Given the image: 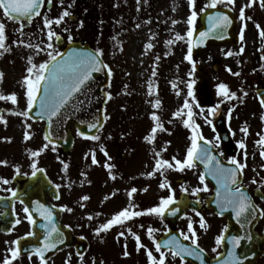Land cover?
Masks as SVG:
<instances>
[{
	"label": "snow or ice",
	"instance_id": "snow-or-ice-1",
	"mask_svg": "<svg viewBox=\"0 0 264 264\" xmlns=\"http://www.w3.org/2000/svg\"><path fill=\"white\" fill-rule=\"evenodd\" d=\"M48 5H51L53 0H46ZM74 2V0H73ZM147 3V0H144ZM59 4L63 8L61 14L57 17H49L48 15H44L42 17L43 27L40 29L41 33L46 36L47 42L41 47V44H32L30 41L26 42L22 38H18L13 40L11 44L8 43V36L6 35V24L0 19V56H3L5 53H9L12 50V45L15 46H23L25 48L33 49L36 55L40 53H45L47 59L40 63H35L32 55L26 57L27 67H26V75L22 78L21 86L25 88V98H26V109L23 111L14 110V109H4L0 111V123L7 125V120L5 118V113L22 116L26 119H32L30 113L33 112L34 109L38 110L35 112V116L44 120L47 124L48 133L44 135V143L41 148L37 150L28 149L29 159L31 160L30 167L32 169L31 175L35 177L37 173H43L45 170L41 167H38L36 157H39L45 150L52 145V133L51 129L53 127L54 122L57 119L62 120V110L68 107L71 103L74 102L75 98L86 92V86L93 80V74L101 71H107V75L111 77L112 70L108 64H106L103 57L102 49H94L91 51H76L69 50L67 53L59 50V44L62 42V37L59 35L53 28L60 27L64 22L66 17H70L72 14L68 10L72 7L69 4L66 8L64 7V0H59ZM137 11L140 10L141 0H136ZM189 14L187 16L186 23L187 31L182 35L179 32L174 33L172 38L166 41L167 45H172L177 41H184L187 45V53L184 59L192 66L191 71L188 73L190 79L186 81L187 86V95L184 99L183 105L179 107L175 112H173V120L179 119L184 128L190 131V136L188 139L190 140V145L186 149V154L184 158L177 159L176 156H173L171 160L166 159L162 156V152L167 151V145L171 142L166 141L165 146H163L159 151L153 147V165L152 170L146 173H142L141 175H145L148 178H153L157 174H159L162 179L159 183V188L161 190L167 189L168 195L166 197H161L159 203L150 206L146 209H140L139 205L133 203V196L138 191L147 192L148 188L137 189L136 187H131L126 190V194L129 200V203L122 208L120 211L112 214L110 218H107L104 222L97 224L94 228V234L96 236H100L101 233H107L114 227L123 228V231L118 232L117 240L120 237H125L126 233L130 234L136 243V251L139 253L141 249L145 250V254L147 257L148 264H166V257L170 253L173 259L179 258L180 264H185V260L187 257H193L196 260L200 261V264H205L204 252L205 250L200 246L198 240L199 237L197 232L193 226V221L190 217H186L188 220L187 230H181L179 236L182 237L184 241H189L190 244L181 243V240L176 235H171L167 239L163 241H157L154 236V233L158 231L153 228L151 225L147 227L144 224H140L139 227L145 229L146 227V235L149 240L154 245L155 252L159 254V258H157L153 254V250L148 248L147 245L141 242V236L132 230V227L127 226L128 221H132L135 218L142 216H153L159 218L161 221L165 218V215L177 216L178 213L181 212V208L178 206L180 201L175 198V191L172 188L170 181L168 180L165 173L169 170L184 172L185 170H193L197 167V163L202 164L204 166V171L200 172L198 175V180L203 188L196 187L192 189V194L196 195L201 191H208V186L205 183L206 177L210 176L213 180H215L217 188H216V204L219 208L220 215H223L224 212L231 210L234 213L237 224L243 223H251V220L255 218V213L258 208L253 203L250 195L247 193L246 189L242 186V177L244 174V169L247 167V145L244 140H240L237 142V147L239 149L244 150V161L241 162L235 156L229 157L227 164L229 166H225L221 161L217 158V155L213 154L214 149H218L220 147L219 141L220 136H215L212 140L205 138L201 131L200 124L196 123L195 117L197 115L201 116L206 124L211 125L212 120L209 119L210 116H215L220 107V104H216L213 107L207 109V115H205V109L201 107V105L196 102L195 95L193 91V85L195 81L191 79L192 74L196 70V63L193 60V48L203 45L208 39H223L229 27L234 23V18L231 17L228 12H220L217 11L213 14H206L208 9H217L218 6H224L232 11L235 9L236 0H208L202 7H200L199 11H197L198 0H187ZM254 4H258L260 8L264 9V0H247V2L241 5L239 10V20L241 22H245L246 20H252L251 16L245 15L246 8H252ZM45 5V0H0V9L3 10V17H6L10 21L19 22L20 27L16 29L19 33L20 37L24 36L23 29L25 26L30 25L33 18L37 16H41V9ZM50 11V9H49ZM86 11V10H85ZM175 11V8H173ZM203 18L206 22V30L197 31L196 22L198 19ZM151 19L145 20V24H150ZM172 25L175 26L180 21L172 20ZM79 27H83V21H80ZM136 28H140L141 24L137 23L135 25ZM255 27L258 30L259 38L264 41V29H261L259 22H255ZM246 28V23L242 25L239 32V39L242 42V46L239 49L238 53H234L229 50L225 53L226 57H232L234 55H242L245 51L243 46L244 41V31ZM63 31L68 32L69 29L67 27L63 28ZM69 44L72 43L73 37L69 35L67 37ZM156 39V34L151 33L148 38V42L145 44V54L148 50H151L155 47L152 43V40ZM195 40V42H194ZM55 41V43H53ZM259 51L264 52V48L258 49ZM159 60V56L156 57V61ZM261 60L264 61V55L261 56ZM241 61L237 60V64L239 65ZM261 68L264 69V64L261 65ZM225 70L233 76H241V72H233L230 67L225 68ZM255 71V70H254ZM152 76H156L155 64L153 65ZM4 73L0 71V84L3 83ZM107 87H111L110 83ZM127 87V86H125ZM172 87L174 89L177 88L176 83L173 82ZM242 95L240 97L237 96V92L232 91L228 84L226 83H218L216 86V94L218 97H222L224 101H231L239 99L241 103H243V97L248 95V92L243 88L240 89ZM147 95H153V83L152 80L149 79L147 82ZM176 95L179 96V90L176 91ZM191 98V103L190 99ZM256 98L259 101V104L262 109H264V91L257 90ZM112 94L111 92L105 93V100H111ZM0 101L10 102L13 106L18 104V94L16 92H12L9 94H4L0 92ZM154 109H159L161 106V101L156 99L153 101H148ZM83 103V101H81ZM193 104L195 107L199 109V113L193 111ZM235 110L234 107H230L228 109V118L231 119V114ZM110 117L107 115L106 110L101 111V115L99 117L94 118L91 122H88L85 126L88 129V132H85L81 129H77L76 134L84 139H89L92 141L100 140V136L97 134H89L93 130L99 132L103 123L106 122ZM150 119L153 121V126L151 127L149 133L144 136V141L149 145H154L156 142L157 133L159 132H168L170 135L171 132L164 127V123L161 120V117L156 114V112H152L150 114ZM261 121L264 122V113H262L260 117ZM84 124V121H81ZM168 123H172V121H168ZM31 125L27 124L25 121V132H24V141L27 142L32 138V133L27 129H30ZM215 131V129H213ZM240 131L244 134L245 138L249 134V129L246 126L241 127ZM235 133H233L234 135ZM258 139L255 141V144L261 149L260 157L264 160V130L261 132H257L256 134ZM111 137L109 136V139ZM7 142H11V138H2ZM52 150L55 151V147H52ZM100 151L104 154V156L111 160V157L108 155L107 150L103 145L100 146ZM220 156H223V152L219 153ZM87 158V154H86ZM63 163V168L66 171L69 167L67 163ZM91 163L93 165H98L99 161L96 159L95 151L91 154ZM0 164L7 165L8 161L3 160L0 161ZM103 167L108 172V177L110 180L115 181L117 179V174L113 172V168L115 165L105 163ZM264 168V165L261 166ZM16 174H20L19 167L15 169ZM81 176L84 177V180L87 181L88 184H91V181L87 180L86 173H81ZM135 179V177H133ZM0 183L7 185L9 184L8 179H0ZM84 181H81L83 184ZM251 183H258L257 180L253 179ZM261 187H264V181L260 182ZM56 189L60 188V185H55ZM70 188L71 185H68ZM11 192L12 197H15L17 193L12 189H6ZM119 189L114 190L112 193L105 195L103 200L107 201L111 197H114ZM181 191L187 192L188 188L183 184L181 185ZM260 192V189H257ZM57 200L60 199V195L57 192L55 197ZM260 199L264 200V192H260ZM2 199V198H0ZM91 197L89 195H82L80 197V201H88ZM200 201L197 199L196 203ZM23 203V201H22ZM187 206V205H186ZM79 207L84 208L85 205L83 203L79 204ZM52 207H45L44 204L39 201L35 202V207L30 211L28 206L23 208L24 213L26 214V219L30 225H34L36 221L33 219V211L38 213L44 221L45 224H42L41 227L45 229L43 235V241L41 246H34L31 249L33 255L39 258L40 264H47L46 252H50L56 250L58 245L63 244L65 240V234L57 227L55 222V217L53 215ZM60 211L72 213L74 209L67 205H62L60 207ZM196 216L199 217V227L201 229H206L207 224L203 215L199 212H195ZM261 215H264V210L260 211ZM102 215L101 213H96L95 216L93 214H88L86 219L88 221H93L95 218ZM243 221V223H242ZM20 223L19 219L14 221L13 227ZM68 227V226H66ZM170 231V230H169ZM228 231L227 226H225L221 233L215 237V245L212 249L213 252H216L218 247L225 242L231 245V250L228 252V259L223 261V264H243V259H246L245 256L243 259L237 255L235 249L240 247L241 240L247 239L248 241L253 240V236L248 234L247 236H231L230 238H226L225 233ZM35 232L29 231L27 233V237L35 236ZM167 236L168 233L166 232ZM84 239V237H81ZM13 245L7 249V252L10 255H6L5 258L0 261V264H13V261L20 257L21 247L20 240H14L11 242H6ZM123 256H129V252L127 251V244L124 245ZM162 249H166L167 251H162ZM27 251V249H24ZM255 255V253H252ZM31 255H29V260H31ZM81 264H83V256L80 255ZM216 259L219 261L220 256L218 255ZM71 260V256L66 260V264H69ZM93 264H103V261L96 262L93 261Z\"/></svg>",
	"mask_w": 264,
	"mask_h": 264
},
{
	"label": "rangeland",
	"instance_id": "rangeland-1",
	"mask_svg": "<svg viewBox=\"0 0 264 264\" xmlns=\"http://www.w3.org/2000/svg\"><path fill=\"white\" fill-rule=\"evenodd\" d=\"M203 2L207 3L208 0ZM247 0H236L235 9L232 13L235 14L238 27L237 34L239 35L240 28L246 23L244 31L243 46L245 51L242 55H234L226 57L225 53L229 50L238 53L242 42L238 46L220 45L209 50L208 53L199 55L193 58L196 63V70L192 74L191 79L195 81L193 91L195 100L201 107L207 111L205 103L199 101L201 90L198 89L200 80L204 81L205 89H207V100L218 102L219 99L214 98L212 92L216 91L218 83H226L232 91H238L241 88L253 87L254 85L264 86V69L261 65L264 61L259 59L262 51L258 49L264 48V41L259 38L258 30L255 27V22H259L261 29H264V9L260 8L258 4H254L252 8L245 9V15L251 16L252 20L241 22L239 20V10L241 5L245 4ZM69 4L72 5L68 10L75 21L70 20V17L65 18V22L60 26H53L54 30L62 36L66 44L69 43L67 37L72 35L73 41L88 43L93 49H102L105 62L112 70L111 87L106 89V92H111L112 99L107 103V115L110 117L107 120V128L99 134L100 140L95 141L94 145L102 144L106 141L108 134H117V139L122 140L125 145H116L114 149L115 154H124L128 144L132 141H137L145 148L144 136L147 135L153 126V121L150 119V114L156 112L164 123V127L168 132H159L156 137V144L158 151L165 146L166 141L171 143L167 145V151L162 152L164 158H168V154L175 149V153L179 154L187 149L190 145V131L183 127L179 119L173 120V112L183 105L184 99L187 95L186 81L190 79L188 73L192 66L184 59L187 53V45L184 41H177L172 45H167L166 41L179 32L182 35L187 31V25L184 23L189 14L187 0H141L140 10L137 11L136 0H64V7ZM204 4L198 0L197 11ZM228 9L224 6H219ZM175 8V11H173ZM63 8L59 4V0H53V7L48 14L49 17H57L61 14ZM86 10V11H85ZM46 15L42 14L43 17ZM39 17L30 28L26 35L19 36L15 31L19 28L17 23H12L0 9V19L6 24V35L8 36V43L11 44L13 40L18 38L24 39L26 42L32 44L44 45L47 40L46 36L41 33L40 29L43 27V20ZM151 19L150 24H145V20ZM177 20L175 26L171 21ZM80 21H83V27H79ZM141 24L140 28L135 25ZM67 27L68 32L63 31ZM200 27V19L196 22V29ZM156 34V39L152 40L155 45L154 48L148 50L145 54V44L148 42L149 35ZM55 43V41H53ZM61 47H59V50ZM32 55L35 63L43 62L47 59L45 53L36 55L33 49L25 48L23 46L12 45V50L0 56V71L4 73L3 83L0 84V92L9 94L16 92L18 94V104L13 106L10 102L0 101V111L4 109H14L23 111L26 109L25 88L21 86L22 78L26 75L27 60L26 57ZM159 60L156 61V57ZM237 60L241 61L238 65ZM213 61L218 64V70L213 67ZM155 64L156 76H152L153 65ZM230 67L233 72H241V76H233L228 73L225 68ZM255 70V71H254ZM149 79L153 83V95H147V82ZM176 83L177 88L174 89L172 84ZM127 86V87H125ZM179 90L180 95H176ZM210 94V95H208ZM159 99L161 106L159 109H154L148 101H155ZM190 103H191V98ZM193 111L199 113V109L193 104ZM7 125L0 123V161L7 160L11 165L13 162L9 161L10 152H14L15 166L19 167L20 172H32L30 167L31 160L29 159L28 149L37 150L46 143L43 138L44 122H34L22 116L11 115L5 113ZM212 124H206L204 119L197 115L195 117L196 123L200 124L201 129H204L207 139H213L215 134L213 132ZM172 123H168V121ZM25 121L31 125L27 129L32 133V138L27 142L24 141ZM202 131V130H201ZM11 138V142H7L2 138ZM135 139V140H134ZM137 145H139L137 143ZM133 154H138L139 150L144 155L145 150L140 149L139 146L133 145ZM141 146V145H140ZM141 146V147H142ZM98 147L95 148V155ZM59 150L49 146L39 157H36L38 167L45 168L49 172L52 181L61 183V177L57 171ZM174 152V151H173ZM151 154V153H149ZM101 156V155H100ZM110 156V155H109ZM111 157V156H110ZM72 161L73 158L68 159ZM147 159H145L146 163ZM113 162L106 158L105 163L111 164ZM119 163L121 160L119 159ZM118 163V164H119ZM7 164V165H8ZM103 164V165H104ZM16 169V168H15ZM91 172L86 173L95 185L100 186L103 181H108V172L104 167L94 168L89 167ZM101 169V170H100ZM152 168L142 169L143 173L151 171ZM183 172L169 170L165 173L168 180L172 184L175 180L182 178ZM162 179V177L157 174ZM145 178H148L144 175ZM155 177L152 178L154 180ZM74 176L71 177V181ZM28 231V227L21 228L17 231L18 234H24ZM11 238H0V261L6 255ZM111 247V248H110ZM70 252L62 251L57 253L56 257L47 261V264H66V260L70 256ZM104 260L107 264H130L131 253L129 256H123V252L116 246L110 244L105 249ZM86 260L83 263H86ZM13 264H40L39 258L29 257L17 258ZM81 264V261L77 262Z\"/></svg>",
	"mask_w": 264,
	"mask_h": 264
},
{
	"label": "flooded vegetation",
	"instance_id": "flooded-vegetation-1",
	"mask_svg": "<svg viewBox=\"0 0 264 264\" xmlns=\"http://www.w3.org/2000/svg\"><path fill=\"white\" fill-rule=\"evenodd\" d=\"M23 31L24 35H26L29 29H24ZM262 55H264V52L260 54L259 59H261ZM260 88L264 89V86L258 84L253 87L243 88L248 92V95L243 97V103H241L239 99L221 102L223 98L218 97L216 91L212 92V94L215 96L214 98L219 99L218 102L213 100L208 101L207 93L204 96L201 92L199 98L201 104L202 102L205 103L206 111L208 108L213 107L218 103L220 104L217 114L210 117L214 121L213 129L214 124L217 121L222 123L224 121L228 131H230L229 142L231 146L229 148L223 142L220 132L212 129L215 136L219 135L221 138L219 141L220 147L214 150L224 163L228 161L229 157L233 156L243 162L244 150L237 147V142L244 140L247 145V167L244 169L242 186L250 195L253 203L257 206L258 211L264 210V200L259 198L260 192H264V187H261L260 185V182L264 181V168L261 167L264 165V160L260 157L261 149L255 144V141L258 139V136L256 135L257 132L264 130V122L260 119L262 113H264V109L261 108L259 101L256 98L257 90H260ZM236 92L238 97L242 95L240 90ZM230 107L235 108L231 114V119L228 118V109ZM245 122L249 129V134L246 138L240 131L241 127L245 126ZM107 127L106 121L104 128L101 131L105 130ZM201 130L203 136L206 138L204 129L202 128ZM101 131H99L97 135H99ZM76 132L77 129L73 127L74 143L70 154L63 155L61 149L57 148L59 150L58 160H60L57 171L59 172L62 182L59 183L55 180L52 181L49 172L43 168L46 177L52 185H60V188L57 190L60 199L54 201L48 196L46 197L47 203L56 205L59 208L62 205H67L74 209L72 213L62 211L63 215L61 221L69 227L71 233L75 237H84L83 240L85 241L86 249L83 254V262L86 260L88 261L83 264H93L94 260L96 262L103 261V264H107L104 260L105 249L112 244L121 250L122 253L125 250V243L127 244V251L131 253L130 264H148L145 250L141 249L139 253H137L135 240L130 234L126 233L125 237H120V239L117 240V234L118 232L123 231V228L114 227L107 233H101L100 236L94 234L93 228L97 224L104 222L107 218H110L112 214L120 211L129 203L126 190L131 187H136L137 189L148 188L147 192L138 191L133 196V203L139 205L140 209H146L158 204L161 197H166L169 194L167 189L161 190L159 188L158 185L161 181L159 176L156 175L154 180H152V178H145L144 175H141L143 173L142 169L146 167L149 169L152 168L154 162L152 149L155 147L158 151V145L156 143L154 145H149L147 143L144 148L142 144H140L141 141L137 142L134 139L135 141L128 144L126 153L115 154L114 149L116 145H125V143H122V140L117 139L118 137L115 138L117 134L107 133L105 135V137L108 136L106 141L98 146L94 145L95 141L84 139L78 136ZM233 133L235 134L233 135ZM109 136L111 137L110 139ZM137 143L139 145H137ZM101 145L105 147L108 155H110L113 160L111 164L115 165L113 172L117 174V179L113 181L108 178V181H103L100 186H96L95 182L91 180L89 176H87V180L91 181V184H88L87 181L84 180V177L81 176V173L91 172V169H88L91 166L94 168L103 167L106 157L100 151ZM133 145L139 146L140 149L142 148L145 150V154L143 155L140 150L138 154H133L132 151L135 149ZM96 147H98L96 159L99 161V164L93 165L91 163V154L95 151ZM173 151L171 150V153L168 154V158L166 159L171 160L173 156H176L177 159L182 160L186 154V150L184 152L182 150L179 154L175 153V149ZM220 152H223L224 155L220 156ZM8 156L10 158L9 161L13 163L11 165L0 164V179L9 180V184L7 185L0 183V198H2L0 199V238L8 237L11 238V241H14L22 238L31 229V225L26 219V214L24 213L23 208L28 206L27 203L30 202V195L26 193V189H28L27 185L29 183H27V181L32 177V172L22 171L19 175L16 174L14 152H10ZM70 157L73 158L72 161L68 160ZM119 159L121 160L120 163L118 162ZM145 159H147L146 163ZM61 161L69 165L66 171L64 170ZM200 172H202V170L198 166L193 170H185L182 178L175 180L171 184L175 191L176 200L180 201L178 206L181 208V212L178 213L177 216L174 217L166 214L163 221L153 216H142L135 218L132 221H128L127 226L132 227V230L141 236V242L147 245L148 248L152 249L153 254L157 258H159V254L155 252L154 245L146 235V227L148 225H151L158 230L154 233L157 241L160 239H167L171 235H176L181 240V243L190 244L189 241H184L182 237L179 236L181 230H187L188 220L186 217H190L199 237L198 242L205 250L204 259L207 260L216 259L218 255L228 254L231 250V245L226 239L225 244L223 242L216 252L212 251V249L216 247L215 237L221 233L225 226L228 228V231L225 233L226 238L235 235L243 236V232L246 231L247 235L251 234L253 236V240H241L240 247L235 249L236 253L252 250L253 253H255L252 257L256 259V264H264V250L259 251L258 248H255L264 237V215L261 216L258 222L255 223L254 218L251 220V223H244L243 226L237 224L235 215L231 210L225 212L223 216L218 215L214 210L207 207V202L215 193V188L209 181L205 180V183L208 186V191H201L196 195L192 194L193 188H203V185H201L198 180ZM72 176H74V179L71 181ZM133 177H135V179H133ZM253 179L257 180L258 183H251ZM81 181H84V183L81 184ZM182 184L188 188L187 192L181 191ZM68 185H71V187L69 188ZM258 188L260 189V192L257 191ZM6 189H12L17 195L12 197L11 192ZM116 189H119V191L114 197H111L107 201L103 200L105 195L112 193ZM85 194L89 195L91 199L88 201H80V197ZM197 199L200 201L199 203H196ZM80 203H83L85 207H79ZM184 208L185 210L183 211ZM196 211H199L205 218L207 224L206 229H201L199 227V217L196 216ZM96 213H101L102 215L95 218L93 221H88L86 219L88 214H93L95 216ZM16 219H19L20 223L13 227ZM140 224H144L146 226L145 229L140 228ZM26 226L28 227L27 232H24V234L17 233L19 229ZM166 232L168 233L167 236L165 235ZM66 251L71 253L69 264H77L80 260V256H77L76 250L73 247H70ZM162 251L167 250L162 249ZM166 264H180V260L179 258L173 259L169 253L166 257ZM185 264H200V261L193 257H187Z\"/></svg>",
	"mask_w": 264,
	"mask_h": 264
},
{
	"label": "water",
	"instance_id": "water-1",
	"mask_svg": "<svg viewBox=\"0 0 264 264\" xmlns=\"http://www.w3.org/2000/svg\"><path fill=\"white\" fill-rule=\"evenodd\" d=\"M49 9L52 8L51 5H47ZM3 11V10H2ZM217 11L220 12H228L225 10H220V9H208L206 14H213ZM228 14L233 17V14L228 12ZM34 17L33 19H35ZM234 18V17H233ZM70 20L75 21L73 17L70 18ZM18 22V21H17ZM19 23V22H18ZM201 24L203 25L201 28H199L197 31L200 30H206V22L203 18H201ZM29 26V25H27ZM25 26V27H27ZM236 27V21L234 18V23L229 27L227 30L225 37L223 39H208L203 45H200L198 47L193 48V56H196L200 53H204L208 51L213 45H219V44H237L238 43V38L236 34H234V29ZM195 42V40H194ZM64 44L63 40L59 45ZM76 50V51H91L90 47L88 45H83L79 43H71L69 44L66 49L63 51L67 53L69 50ZM216 69V65L214 66ZM109 84V76L107 75V71H101L98 73L93 74V80L89 82V84L86 86V92L84 94L78 95L74 102L71 103L68 107H66L64 110H62V120L57 119L53 127L51 129V139L53 143L58 144L60 147H62L66 153H68L71 149L70 146L72 144L73 138L71 136L70 128L74 124L77 128L88 132V129L86 128V122L82 124L81 122H78L79 120L85 119L84 116H82L79 113H84L88 110V107L86 103H91L92 107L98 105L99 109V116L101 115V111L104 110L105 107V93L102 92L103 87H106ZM200 88L203 90L205 93L206 89H204V84L203 82L200 83ZM83 101V103H81ZM38 110L34 109L32 113H30V116L34 120H40L35 116V112ZM97 116V117H99ZM215 128L217 131L220 132L223 138V142L227 147L230 148V142H229V132L226 131L225 125L222 122H217L215 125ZM44 135L48 133V128L47 124L44 127ZM96 130H93L89 134H95ZM213 154L217 155V153L213 150ZM217 158L223 163L225 166H229L226 162L224 163L217 155ZM202 170L204 171V166L202 164L197 163ZM206 180L210 181L215 188H217L215 180H213L210 176L206 177ZM29 183L27 185L26 193L30 195V202L27 204L29 205L30 211L34 209L35 207V202L39 201L40 203L44 204L45 207H52L49 203L46 202V197L51 196L53 199H56L57 192L55 189L52 187L51 183L48 181L46 176L43 173H38L35 177L31 178L28 180ZM215 197H213L211 200L208 201L207 206L211 209H215L217 213H219V208L216 204V191L214 194ZM185 208L183 209V211ZM53 215L55 217V222L57 227L60 228V230L65 234V240L63 244L58 245V248L56 250L46 252V260L52 258V256L56 255L58 252L67 249L70 246H73L76 249V252L78 255H82L85 251L86 245L84 243V240L81 238H75L73 234H71L70 230L66 228L63 224L60 223L61 215L62 213L60 212V209L57 207L53 208ZM260 211L257 210L255 213V223L259 221L261 218ZM33 219L36 221V223L33 225L32 231L35 232V236L33 237H25L23 239H20V247L22 249L21 251V256L25 255H33L31 252V249L34 246H41L42 241H43V235L45 232V229L41 227L42 224H45L46 221L43 220V218L36 212L33 211ZM243 223V221H242ZM244 224V223H243ZM245 236H247L246 231L243 232ZM264 236V235H263ZM225 244V242H224ZM255 248H258L259 251L264 250V239L262 238L260 240V243L258 246ZM24 249H27L25 251ZM252 250H248L246 252H239L237 255H239L242 259L247 256L246 259H243V264H255L256 259L252 257ZM228 259L227 254H223L220 256V260H216L211 262V264H223V261Z\"/></svg>",
	"mask_w": 264,
	"mask_h": 264
},
{
	"label": "trees",
	"instance_id": "trees-1",
	"mask_svg": "<svg viewBox=\"0 0 264 264\" xmlns=\"http://www.w3.org/2000/svg\"><path fill=\"white\" fill-rule=\"evenodd\" d=\"M202 4H205V2L201 1Z\"/></svg>",
	"mask_w": 264,
	"mask_h": 264
}]
</instances>
